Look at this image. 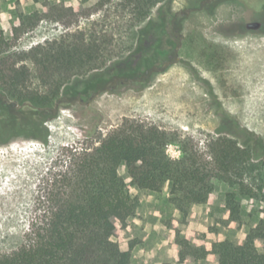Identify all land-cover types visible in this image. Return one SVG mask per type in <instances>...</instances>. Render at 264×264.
<instances>
[{
    "label": "rangeland",
    "instance_id": "1",
    "mask_svg": "<svg viewBox=\"0 0 264 264\" xmlns=\"http://www.w3.org/2000/svg\"><path fill=\"white\" fill-rule=\"evenodd\" d=\"M45 2L91 12L70 24L43 20L19 31L17 10L26 15L40 13ZM129 2L30 0L17 6L16 0H0L2 50L22 57L32 73V87L40 85L26 56L33 49L83 32L88 41L94 35L100 42L110 40L106 48L112 54L103 68L74 77L63 86L54 107L56 117L45 124L49 131L45 141L17 137L0 143V256L18 250L30 226L42 217L51 180L67 167L73 154L99 146L125 120L157 126L179 142H192L204 154L217 138L231 139L243 147L250 133L264 142V0H164L143 21ZM33 32L41 36L40 44L27 49L21 39ZM169 32L177 46L167 54ZM148 59L160 61L158 72L151 76ZM0 104L11 111L18 108L2 96ZM179 142L167 149L172 159L182 157ZM252 163L264 168L262 151L254 153ZM118 172L131 181L125 164ZM248 182L262 185L264 170L255 171ZM132 189L137 192L138 188ZM233 192L242 205L243 224L221 229L239 244L253 215L262 217L257 211L264 206L251 204L237 187ZM161 195L169 198V184ZM218 196L222 198L220 192ZM159 209L152 205L142 223L125 233L124 249L139 239L143 242L136 245L135 254L140 255V264H179L164 238V222L177 211L163 212L158 221ZM125 228L126 223L118 224L120 244Z\"/></svg>",
    "mask_w": 264,
    "mask_h": 264
},
{
    "label": "trees",
    "instance_id": "2",
    "mask_svg": "<svg viewBox=\"0 0 264 264\" xmlns=\"http://www.w3.org/2000/svg\"><path fill=\"white\" fill-rule=\"evenodd\" d=\"M28 1L16 0L17 6ZM163 1L130 0L129 6L135 5L143 21ZM89 12L45 2L40 13L26 15L17 10L18 30L32 29L43 20L70 24ZM110 43L108 39L100 42L96 35L88 41L85 33L78 32L31 50L26 56L34 66L38 87H32V73L22 57L3 51L0 44V96L18 107L11 111L0 104V143L17 137L45 141L49 135L45 124L56 117L54 107L61 89L72 78L103 68L112 56L106 48ZM166 43L171 48L167 54L177 46L171 32ZM147 62L149 69L160 65V61ZM177 142V137L157 126L125 120L99 146L73 154L67 167L51 180L47 210L30 226L18 250L0 256V264H131V252L139 241H131L129 249L122 251L118 230V224L134 217L140 205L131 189L161 193L167 184L169 204L181 219L164 222L165 239L180 264L207 259L216 264H264V207L257 211L260 221L241 243L218 234L217 226L228 229L243 224L242 205L234 192L225 195V207L214 213L215 226L210 228L216 235L214 242L195 232L182 235L179 229L194 205L215 206L217 185L237 187L251 204L264 206V183L248 182L255 171L264 170L252 163L257 150L264 154V142L250 133L243 147L231 139L217 138L207 154L192 142H179L182 157L172 159L167 149ZM121 164L126 165L130 183L119 175Z\"/></svg>",
    "mask_w": 264,
    "mask_h": 264
},
{
    "label": "crops",
    "instance_id": "3",
    "mask_svg": "<svg viewBox=\"0 0 264 264\" xmlns=\"http://www.w3.org/2000/svg\"><path fill=\"white\" fill-rule=\"evenodd\" d=\"M125 181L128 183L131 182V181H127V180H125ZM220 188L221 187L219 185H217L215 188V192H214V197L216 199L215 206L194 205L191 208V211H190V213L187 217V220H186L185 228L184 229L179 228L182 235H185L186 232L190 231V232H195V233H199V234H204L206 236V240L208 242H214L216 240V235L214 234V237H212V235H210V232H209L210 228L215 226L214 213H215V211L220 210V209L225 207V195L229 192H233V188H230V190L226 191V192L224 191V189L220 190ZM131 191L134 193L135 196H137L139 198L140 205H139V208L137 209L136 215L132 218H129L126 221V228L123 230V233H122V237H123L124 242H123V244H120V248L122 251H127L124 249L125 245L127 244V238L125 237V233L132 231L135 223H139V224L142 223V221L145 219V217L149 213V210H150L152 205H154V206L156 205L157 208H159V206H160L159 213H157L158 221L160 220L161 217H163V215H164L163 212H172L173 211L171 205L169 204V198L163 197L161 195V193L151 192L148 190H140V189H137V192L134 191V189H131ZM219 192L222 194L221 199H219V196H218ZM168 206H170V207H168ZM173 214H174V218L180 219L181 215L179 214V212H174ZM254 218H255V221H254ZM260 219H261V217L253 215V223H251L248 231L245 232V237L248 234L249 230L254 228L258 224ZM217 230H218L219 235H221V236L225 237L226 239H228L229 241H231V239L228 238L225 235V233L222 231L221 227L217 226ZM135 240L139 241L138 245L142 244V242H143L139 239H135ZM136 249L137 248L135 246L131 252V264H140L141 258H140V260H137V257H139L140 255L135 254ZM177 257H178V255H177ZM178 262H179V259H178ZM196 264H216V263L211 261L210 259H207V260L199 261Z\"/></svg>",
    "mask_w": 264,
    "mask_h": 264
},
{
    "label": "built area",
    "instance_id": "4",
    "mask_svg": "<svg viewBox=\"0 0 264 264\" xmlns=\"http://www.w3.org/2000/svg\"><path fill=\"white\" fill-rule=\"evenodd\" d=\"M32 34H34V36H32ZM41 36H39L38 34L36 33H26L24 35V37L21 39L23 41V46H26L27 49H31L33 46H37L40 44V38ZM41 42H44V40H41Z\"/></svg>",
    "mask_w": 264,
    "mask_h": 264
},
{
    "label": "flooded vegetation",
    "instance_id": "5",
    "mask_svg": "<svg viewBox=\"0 0 264 264\" xmlns=\"http://www.w3.org/2000/svg\"><path fill=\"white\" fill-rule=\"evenodd\" d=\"M247 27H246V25H244V29H246ZM167 64H169V63H167ZM165 65V67L167 68L169 65ZM155 72H158V69H157V67L155 66V67H153L151 70H150V72H149V76H151L153 73H155ZM150 79H147L146 80V83L149 81Z\"/></svg>",
    "mask_w": 264,
    "mask_h": 264
},
{
    "label": "bare ground",
    "instance_id": "6",
    "mask_svg": "<svg viewBox=\"0 0 264 264\" xmlns=\"http://www.w3.org/2000/svg\"><path fill=\"white\" fill-rule=\"evenodd\" d=\"M2 175H3V173H2V172H0V179H1Z\"/></svg>",
    "mask_w": 264,
    "mask_h": 264
}]
</instances>
